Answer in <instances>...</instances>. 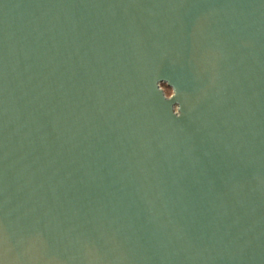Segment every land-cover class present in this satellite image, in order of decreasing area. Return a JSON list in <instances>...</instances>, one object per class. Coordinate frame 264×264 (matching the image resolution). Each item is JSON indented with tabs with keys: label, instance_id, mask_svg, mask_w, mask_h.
Returning <instances> with one entry per match:
<instances>
[{
	"label": "water",
	"instance_id": "1",
	"mask_svg": "<svg viewBox=\"0 0 264 264\" xmlns=\"http://www.w3.org/2000/svg\"><path fill=\"white\" fill-rule=\"evenodd\" d=\"M0 264H264V0H0Z\"/></svg>",
	"mask_w": 264,
	"mask_h": 264
},
{
	"label": "rangeland",
	"instance_id": "2",
	"mask_svg": "<svg viewBox=\"0 0 264 264\" xmlns=\"http://www.w3.org/2000/svg\"><path fill=\"white\" fill-rule=\"evenodd\" d=\"M161 87L164 89V92L167 96L171 94V90L167 88L165 85H161Z\"/></svg>",
	"mask_w": 264,
	"mask_h": 264
}]
</instances>
